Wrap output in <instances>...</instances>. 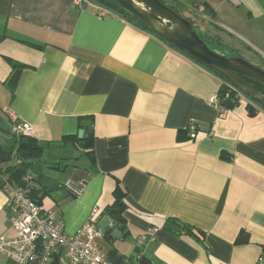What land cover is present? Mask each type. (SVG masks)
Instances as JSON below:
<instances>
[{
    "label": "crops",
    "instance_id": "obj_1",
    "mask_svg": "<svg viewBox=\"0 0 264 264\" xmlns=\"http://www.w3.org/2000/svg\"><path fill=\"white\" fill-rule=\"evenodd\" d=\"M174 1L183 17L201 15L204 34L264 65V0ZM0 37V140L9 144L12 120L31 126L57 184L41 205L65 235L94 207L106 216L120 185L125 230L97 240L110 262L135 264L144 237L155 264H264V110L243 96L229 110L210 105L219 78L95 0H0ZM10 61L25 66L12 98ZM80 130L92 149L74 141ZM7 202L0 189V235L13 237ZM169 219L194 232H168ZM239 233L248 240L235 243ZM63 253L54 262L70 264Z\"/></svg>",
    "mask_w": 264,
    "mask_h": 264
},
{
    "label": "built area",
    "instance_id": "obj_2",
    "mask_svg": "<svg viewBox=\"0 0 264 264\" xmlns=\"http://www.w3.org/2000/svg\"><path fill=\"white\" fill-rule=\"evenodd\" d=\"M79 1H75L79 5ZM104 13H100L102 16ZM224 93V98H228ZM208 103L223 109L218 92L211 95ZM189 138L195 140L197 133L192 123L188 125ZM10 133L14 136H30L31 126L22 121L12 120ZM32 176L24 177L25 188L5 183L2 191L8 194L7 215L9 230L13 237L0 235V254L12 264H53L62 251L70 264H113L102 253L97 240L103 232L98 228L102 214L97 207L92 208L86 221L71 236L62 232L56 211L47 210L29 197L33 187ZM145 238L138 240L136 257L142 256ZM263 259H258L261 264Z\"/></svg>",
    "mask_w": 264,
    "mask_h": 264
},
{
    "label": "trees",
    "instance_id": "obj_3",
    "mask_svg": "<svg viewBox=\"0 0 264 264\" xmlns=\"http://www.w3.org/2000/svg\"><path fill=\"white\" fill-rule=\"evenodd\" d=\"M95 1L98 4H100L102 7H104L105 9L118 14L122 18L126 19L128 22L137 26L138 28H140L144 31H147L151 34H154L150 30H148L145 26H143L138 21H136L134 18H132L122 7H120L119 5L114 3L113 1H111V0H95ZM160 1L162 2V0H160ZM170 8H172L176 13H178L175 10V8H173V7H170ZM204 10H206L208 12V14L210 15L211 18L214 17L213 11L206 4H204ZM186 19L191 24L194 25V23L190 19H188V18H186ZM197 30L198 29L196 27V31ZM198 36L205 42V44L209 48H210V46L216 47L218 50L222 51L221 55H224L226 57L230 56V55L225 53V50H227V49L225 48V46L222 43H220L219 39H217L215 37H211V36L204 34V33L201 36L198 34ZM159 39H161V38H159ZM0 40H1V37H0ZM161 40L164 41L163 39H161ZM165 43L167 45H169L167 42H165ZM169 46L171 48H173L174 50L178 51L179 53H181L182 55L189 58L191 61H193L197 65L203 67L205 70L212 73L213 75H215L217 78H219L221 80L222 83H221L220 88L218 90V94H219V97L221 99V105L225 110L232 109L237 104L238 99H239L238 96H242V94L239 93L234 88H232L221 75L212 71L211 69H209L207 66L203 65L202 63L194 60L192 57L186 55L185 53L177 50L173 46H171V45H169ZM230 52L233 53L234 51L230 50ZM230 57H235V56H230ZM10 67H11V71H10V74H9L6 82H5V86L10 93V97L12 98L16 84H17L19 74L25 68V66L18 64L16 62L10 61ZM239 77L241 79H243L245 82H247V83L249 82L246 78H244L242 76H239ZM250 85H252V87L256 91H258L262 96H264V89L263 88L258 87L257 85H254L252 83ZM226 92L228 93L229 97L225 99L224 93H226ZM249 101H250V103L255 104L251 100H249ZM256 106H258V105H256ZM247 109H248L249 115L254 114L255 109L252 108L251 105H248ZM74 138H75V140H74L75 142H78V143L82 142L83 147L85 149H92V135L91 134H88L86 138H81V139H79V138L77 139V137H74ZM42 152H43V146L36 139H34L30 136L10 135V142L8 145L4 144L2 142V140H0V164H9V165H7V167L3 171L0 170V189L2 190L5 183L10 184V185H15L17 187L25 188L26 183L24 181V177L28 173L29 174L33 173V174L38 176V179L37 180H34L33 178L31 179L34 186L29 189L28 194H29V197L34 202H36L38 205H40L42 203V200L46 196L50 195V192L46 191L39 183V180L41 178H44V175L42 173L44 163L41 161ZM87 155L90 158V160L93 161L92 151L88 152ZM2 176H5V178H3ZM113 198H114V202H113L112 206L107 208L105 210L104 214L107 217L112 219V221L115 224L114 225L115 228H118L120 231H124L125 230V221L122 217V214L124 213V211L127 207L126 202H125V198H126L125 189L123 187H120V185H116V187L113 191ZM163 229L167 230L168 232L176 233V234H181V233L192 234V232H194L193 229L188 227V225L180 223V222H178L176 220H172V219L168 220V223L163 227ZM110 233H111L110 230L104 231L103 237L106 239L110 238ZM195 234L197 237H199L201 239L203 238L202 234L197 233V232H195ZM242 234L244 235V233L238 234V237H237L235 243H240L241 241L246 242L248 240L246 235L244 236V238H242ZM136 253L137 252L135 250V256H134L135 264H155L150 259H147L145 256L136 257L137 256ZM109 257L113 263H115V264L120 263V261L118 259H116L114 255L109 256ZM6 264H12V263L7 262ZM53 264H58V263L54 262Z\"/></svg>",
    "mask_w": 264,
    "mask_h": 264
},
{
    "label": "water",
    "instance_id": "obj_4",
    "mask_svg": "<svg viewBox=\"0 0 264 264\" xmlns=\"http://www.w3.org/2000/svg\"><path fill=\"white\" fill-rule=\"evenodd\" d=\"M111 1L122 7L132 18L157 37L221 75L232 88L264 110V96L239 77L242 76L264 89V71L242 58L226 57L211 50L198 36L193 24L160 0ZM82 134L81 130L78 131L77 137L81 139ZM30 175L34 180L38 179L37 175L33 173ZM39 183L49 192L57 188V184L47 178H41ZM114 225V222H111L107 216L98 221V228L102 232L110 230L111 238H120V230Z\"/></svg>",
    "mask_w": 264,
    "mask_h": 264
},
{
    "label": "rangeland",
    "instance_id": "obj_5",
    "mask_svg": "<svg viewBox=\"0 0 264 264\" xmlns=\"http://www.w3.org/2000/svg\"><path fill=\"white\" fill-rule=\"evenodd\" d=\"M162 2L169 7H173L175 8V10L178 12L179 15L183 16L182 14H184L182 8H180V4H177L174 0L172 2V0H162ZM172 2V3H171ZM187 15H191L189 16V19L194 23V26L197 25V32L198 34L201 36L203 35V32L199 29V25L202 23L201 21V15L198 14H193V13H188ZM210 49L213 50L214 52L221 54L222 51L218 50L216 47L210 46ZM225 53L230 55V56H237L239 57V55H237L236 53H231L229 50H225ZM246 59L247 62H249V64L256 66L257 68L261 69L262 71H264V65H260L259 63H257V60L255 58H252L250 55H247L246 57H243ZM243 96V95H242ZM64 256H65V251H64ZM2 257H4L2 254H0ZM5 258V257H4ZM6 259V258H5ZM7 260V259H6Z\"/></svg>",
    "mask_w": 264,
    "mask_h": 264
},
{
    "label": "flooded vegetation",
    "instance_id": "obj_6",
    "mask_svg": "<svg viewBox=\"0 0 264 264\" xmlns=\"http://www.w3.org/2000/svg\"><path fill=\"white\" fill-rule=\"evenodd\" d=\"M249 84H251L250 82H248Z\"/></svg>",
    "mask_w": 264,
    "mask_h": 264
}]
</instances>
